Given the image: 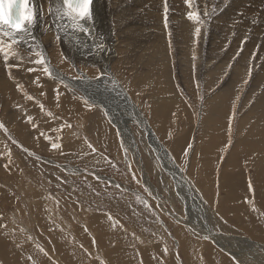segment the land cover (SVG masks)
<instances>
[{
	"label": "rangeland",
	"instance_id": "obj_1",
	"mask_svg": "<svg viewBox=\"0 0 264 264\" xmlns=\"http://www.w3.org/2000/svg\"><path fill=\"white\" fill-rule=\"evenodd\" d=\"M104 1H95L93 8V14L95 12L94 16H97L95 22L102 20V24L95 25L98 30L101 29L98 35L103 39L97 38L96 41L101 45L103 43L107 53L111 51L110 56L114 54V57L110 58L111 65L109 61L112 72L117 75L123 88L133 96L139 111L146 122H149L148 125L156 131L155 134L161 143L172 153L180 173L166 155L163 156L158 150H154L155 145L146 141L147 128H144V131L138 118L128 114L124 118L128 121L125 124L129 130L126 131L130 140L133 136L132 141L129 140L132 142L130 145H135L132 147L133 153L130 152L131 156L134 155L132 158L130 156L132 161L126 160L125 148L113 125L115 121V125H119L115 117L118 116L116 102L121 100L120 96H116L118 83L114 85L113 81L104 82L106 92H101L102 85H99V82L108 73L99 69L103 63L92 61L96 59V46L92 47V43L89 45L90 42H85L83 34L78 33L79 29L72 31L76 32L77 36L80 35L76 36L78 39H84L78 41L70 37L71 40L68 41L69 45L71 42V46L74 45L75 49L69 47L71 53L73 52L72 56H75L74 59L72 56L65 58L66 56L60 53L54 61L56 66L63 68L61 70L64 74L73 80L72 85L64 84L65 86H71L69 88L74 93L77 92L82 99H85V93L94 95L98 99L95 101L97 103L85 99L90 104L81 102L76 107L71 105L66 95L68 90L62 83L58 84L56 90L50 88L53 85L45 82L50 76L47 77L48 74L33 64L37 61H34L31 55L27 57L18 51L14 52L15 56L12 57L20 61L11 68L17 73L20 72L14 77L19 79L18 87L24 91H21L20 95L24 96L16 100L15 93L11 92V98L8 99L0 88V122H4V128H0V264H153L152 259L156 264H218L217 258L209 259L207 256L209 249L227 256L232 264H242L235 259L232 252H239L249 264H264V229L251 234L237 224H245L244 221L248 223L247 214H239V198L244 197L246 193L242 184H236L235 197L238 198H230L233 193L230 189L229 193L225 185V169L223 170V163L225 165L228 161L238 140L239 121L255 101L254 95L257 96L262 91L264 96V0H198L199 3L197 0H188L189 4L185 3L186 0L182 1L184 4L181 0H154L155 3L159 2L158 4L151 0H142L144 4L141 0H117L119 3L112 0L115 2L114 8L111 7V2L107 5L108 10L104 5L102 11ZM125 4L128 6H124ZM96 6L99 9H96ZM181 7L183 11H179V8L182 10ZM201 8L204 11L200 10ZM117 12H121V15ZM177 13H180V17ZM112 14H116L117 18L120 16L119 21L123 15L122 20L130 26L126 25L128 30L124 29L125 25L117 29L121 35H127L125 38L121 35L117 36L118 38L114 36L116 26L114 22L111 23ZM189 14L196 16L197 20H189ZM40 20L44 21L39 17ZM107 24L110 27L113 24L115 30L113 26L109 29ZM197 27L200 28V36L195 32ZM257 29L260 34L256 32ZM162 36L165 37V42L169 43V56L165 63L162 62V59H165L163 42L159 38ZM107 39L111 40V44ZM168 39L170 41H166ZM87 42L90 48L85 45ZM81 48L85 54L80 51ZM77 52H80L78 56ZM155 52L158 55H155ZM210 66L222 76L217 75L218 79H214L213 76L216 75L214 71L209 70ZM243 70L246 76L241 83H236L238 88L234 92L232 104L228 107L230 115L227 113L226 120L218 119L219 123L223 124L215 133H203V126H206L209 120L206 117V103L213 100L217 92L222 91L221 87H228L225 85L229 79L227 77L238 76L235 71ZM32 71L35 74V80L32 82L21 76L27 72L31 74ZM257 71L261 74H257ZM255 75L261 76L263 83L261 82V87L252 94L251 82ZM166 76L165 79L169 81L163 80ZM248 92L249 100H245ZM48 93H54V99L58 96V100L55 99L57 106L52 107L51 103H48ZM29 97L32 99H28ZM34 105L42 107L43 112H47L45 115L49 117L41 119L40 115L38 119L33 118L30 123L23 124L15 118L13 125L7 124L6 121L11 118L8 119L4 115L5 111L6 114H18L26 109L31 111L29 107L35 110ZM81 105L87 107L81 109ZM106 114H109L110 118L106 117ZM215 120L213 116V121ZM42 125L45 127L44 132L42 129V133H35L36 126L38 128ZM254 128L253 134L264 135L263 129L256 125ZM122 131L124 135V130ZM18 132L25 133L26 140L22 139ZM53 143L58 147L53 148ZM23 147L35 154L24 150ZM254 147L264 150L263 144L256 143ZM162 158H165V162ZM47 160L50 162H46ZM234 164L236 163L232 162L230 166L233 168ZM3 167L8 168V172H5ZM231 167H227V171L229 169L234 180L241 181L237 169ZM78 169L83 171L77 173ZM184 176L193 191H188ZM146 180L149 183H145ZM193 180L205 190L201 191ZM150 184L152 187L148 186ZM197 195H201L203 202L197 200ZM247 199L250 205H254L253 213L258 214L257 219L264 224L262 199L258 196H249ZM205 220L209 225L207 228L201 227ZM209 233L217 237L244 236L253 242L234 241V247L232 244L227 254L210 239Z\"/></svg>",
	"mask_w": 264,
	"mask_h": 264
},
{
	"label": "bare ground",
	"instance_id": "obj_2",
	"mask_svg": "<svg viewBox=\"0 0 264 264\" xmlns=\"http://www.w3.org/2000/svg\"><path fill=\"white\" fill-rule=\"evenodd\" d=\"M95 1H98V0H92V3H91V5H90V10H91V14H92V19L90 20V21H81V23L84 25V27L87 29V31H81L79 28H77V27H74L73 26V24H72V22L69 20V19H67V18H64V19H61V17H60V15H58V13L57 12H55V9H58V8H60L61 6H62V0H52V1H48V0H29V6L30 7H33V10H34V14H35V23L31 26V30L29 31V32H17L16 34H15V39L18 41V43H16V44H13L12 45V48L9 50V49H6V51H11V52H16V51H18L19 53H21L22 55H24V56H26L27 55V57H28V55H31L33 58H34V61L36 60V61H39L41 58H43L44 60H45V63L44 64H40V63H37V62H33V59H32V62H33V64H35V66H37V68H39L41 71H44V68L45 67H48L49 68V71H50V73H51V75H49L47 72H45L46 74H48L47 75V77L48 76H50V79H48L47 81H45V82H48V84H51V85H53V87H50V88H52V89H54V90H56L57 88H58V84L60 85V83H62L63 84V86H65V85H72V83H73V80L69 77V76H67V75H65L64 74V72L61 70V69H63V68H61L59 65V67L60 68H58L57 66H56V62L54 61V60H56V57H59V55H60V53H63L66 57L65 58H71V56L73 55L72 53H71V51L69 50V47L71 46V44H72V42H71V44L69 45L68 43H70V42H68L69 40H71V38L70 37H73L72 39H78L77 37H80V33L81 34H83V36L82 37H84L85 38V42L86 41H88V42H90L89 43V45L91 44V46L92 45H94V46H96V49L94 48V50L95 51H97L96 53L94 52V57L96 58V59H93L92 61L93 62H98V63H103V65H101V67H99V69L101 68V72H107L108 74L105 76L104 75V77L101 79L102 81L101 82H99L100 84L99 85H102L101 87H102V91L101 92H106L105 90H106V88L104 87V82L106 83V82H110V81H113V84L114 85H116V83H118V87L116 88L117 89V91L118 92H116L117 94H116V96H120L119 98L122 100V101H124V102H126V103H124V104H122L121 105V107H116L117 109V115L118 116H115L117 119H118V117L119 116H121L122 118H125L126 117V115L128 114V115H130L129 114V110L128 109H131L133 112H132V114L135 116V118H138V122H140L141 123V125H143L141 128H143V130L145 131V129L144 128H147V130L145 131L146 132V141H148V142H151V144L154 146L155 145V148H154V150L156 149V151L158 150L161 154H163V156L164 155H166V158L168 157V159L170 160V161H172V163L173 164H175V159H174V156L172 155V153L169 151V149L163 144V143H161V141L159 140V137H157V135L155 134L156 133V131L153 129V127L152 126H150V124L148 125V123L146 122V119H145V117H143V115H142V113L139 111V107L135 104V99L133 98V96H131V94H129L124 88H123V84L117 79V75L115 74V73H113L112 72V69L110 68V65H111V60H110V58L111 57H114L113 55L112 56H110L111 54H109V53H107L106 51V49H105V46H103V43H102V45L98 42V41H96L97 40V38H101V39H103L100 35H98V34H100L101 32H100V30L101 29H99L98 30V28H97V26L98 25H100V24H102V20H100V22H95V20L97 19L96 17V15L94 16V14H96L95 12H94V14H93V8H94V5H95ZM113 1H117V0H113ZM113 1L111 0H105L103 3H102V7H101V9H102V11L104 10V5L107 7V5H108V3H113ZM119 1H121V0H119ZM119 1H117L118 3H119ZM137 1V0H136ZM151 1H153L154 2V0H151ZM163 1V0H162ZM175 1V0H174ZM177 1V0H176ZM182 1H184V0H181V2ZM204 1V0H203ZM215 1V0H214ZM233 1V0H232ZM260 1V0H259ZM262 1V0H261ZM114 2V3H115ZM132 2H133V0H132ZM141 2L144 4V2L141 0ZM147 3H149L148 1H146ZM159 2H160V0H159ZM158 2V3H159ZM197 2H198V0H197ZM207 2H209L208 0H207ZM206 2V3H207ZM235 2H236V0H235ZM240 2V1H239ZM243 2H244V0H243ZM97 3V2H96ZM112 3H111V7L113 6V8H114V3H113V5H112ZM123 3V2H122ZM121 3V4H122ZM137 2H135V4H136ZM139 3H140V1H139ZM151 3V2H150ZM155 3V2H154ZM157 3V1H156V3L155 4H158ZM174 3V2H173ZM179 3V2H178ZM183 3V2H182ZM185 3H186V1H185ZM199 3V2H198ZM205 3V2H204ZM231 3V2H230ZM233 3V2H232ZM138 4V3H137ZM153 4V3H152ZM161 4V3H160ZM179 4H181V3H179ZM184 4V3H183ZM187 4V3H186ZM188 4H189V2H188ZM201 4V3H200ZM239 4V3H238ZM241 4V3H240ZM52 5H53V7H52ZM118 5V4H117ZM140 5H142V4H140ZM210 5V4H209ZM212 5V4H211ZM250 5V4H249ZM51 6V8H52V11H49V7ZM56 6V7H55ZM120 6H122V5H120ZM124 6H128V5H124ZM152 6V5H151ZM156 6V5H155ZM172 6V5H171ZM170 6V7H171ZM173 6H175V4L173 5ZM183 6H185V5H183ZM188 6V5H187ZM195 6H197V5H195ZM200 6H202V5H200ZM208 6V5H207ZM225 6V5H224ZM238 6V5H237ZM242 6H243V4H242ZM98 6H96V9H99V7L97 8ZM130 7V6H129ZM154 7V6H153ZM177 7H179V6H177ZM198 7V6H197ZM223 7V6H222ZM123 8V7H122ZM182 8V7H181ZM190 8V7H189ZM204 8V7H203ZM232 8V7H231ZM237 8V7H236ZM255 8V7H254ZM116 9H118L119 10V8H116ZM121 9V8H120ZM124 9V8H123ZM129 9V8H128ZM133 9V8H132ZM142 9V8H141ZM191 9V8H190ZM190 9H188V10H190ZM235 9V8H234ZM107 10H108V7H107ZM114 10V12L116 11L115 9H113ZM184 10H185V8H184ZM192 11H193V9H191ZM197 10V9H196ZM200 10H202V8L200 9ZM199 10V11H200ZM233 10V9H232ZM98 11V10H97ZM112 11V10H111ZM122 11V10H121ZM158 11V10H157ZM179 11H183V8H182V10H180V8H179ZM192 11H190V12H192ZM198 11V10H197ZM202 11H204V10H202ZM231 11V10H230ZM49 12V13H48ZM101 12V11H100ZM113 12V11H112ZM129 12V11H128ZM161 12V11H160ZM178 12V11H177ZM186 12V11H185ZM189 12V11H188ZM188 12H187V14L186 15H188ZM226 12V11H225ZM116 13V12H115ZM121 13V12H120ZM118 14V12H117V14L118 15H121V14ZM230 13V12H229ZM262 13H264V12H262ZM102 14V13H101ZM179 14V15H178ZM182 14H184L185 15V13H182ZM193 14H195V13H193ZM201 14V13H200ZM202 14H204V13H202ZM207 14V13H206ZM205 14V15H206ZM231 14H232V12H231ZM164 15H165V13H164ZM177 15L180 17V13H177ZM211 15V14H210ZM209 15V16H210ZM215 15V14H214ZM224 15V14H223ZM227 15V14H226ZM230 15V14H229ZM229 15H228V17H229ZM112 18H113V21L111 20V23L112 22H114V25L116 26V31H114V36L115 37H117V36H119V35H121V33L120 32H117V29H119V27L120 26H124L125 25V28L124 29H126V30H128V28L130 27L128 24H127V22L125 21V20H122V17H123V15H122V17H121V20L119 21V19L117 18V15L116 14H112ZM221 16V15H220ZM239 16V15H238ZM39 17L42 19H44V21H42L41 22V20L39 21ZM175 17V16H174ZM217 17V16H216ZM227 17V16H226ZM226 17H225V19H226ZM240 17V16H239ZM100 18H102V17H100ZM105 18V17H104ZM140 18V17H139ZM147 18V17H146ZM157 18V17H156ZM173 18V17H172ZM188 19H189V16L187 17ZM233 18V17H232ZM111 19V18H110ZM176 19V18H175ZM179 19V18H178ZM187 19V20H188ZM224 19V18H223ZM234 20H236V18H233ZM239 19H242V18H239ZM238 19V20H239ZM251 19V18H250ZM107 21L109 20V19H106ZM156 20V19H155ZM180 20V19H179ZM183 20V19H182ZM181 20V21H182ZM190 20V19H189ZM227 20H228V18H227ZM232 19H230V21H231ZM110 21V20H109ZM143 21V20H142ZM176 21V20H175ZM229 21V20H228ZM237 21V20H236ZM246 21V20H245ZM154 22V21H153ZM165 22V21H164ZM170 22V21H169ZM235 22V21H234ZM240 22V21H239ZM241 22H243V21H241ZM248 22H249V20H248ZM60 23H61V25H60ZM100 23V24H99ZM108 23V22H107ZM131 23V22H130ZM143 23V22H142ZM157 23H158V21H157ZM181 23V22H180ZM225 23H227V22H225ZM230 23V22H229ZM237 22H235V24H236ZM245 23V22H244ZM250 24H251V22H249ZM97 26H96V25ZM105 24V23H104ZM161 24V23H160ZM184 24V23H183ZM243 24V23H242ZM241 24V25H242ZM108 26H109V29L113 26V24H111L112 26L110 27V25L109 24H107ZM126 25H128L129 27H127ZM187 25V24H186ZM240 25V24H239ZM247 25H248V23H247ZM260 25H261V23H260ZM260 25L258 26V27H260ZM115 26H113L112 28L114 29V27ZM160 26V25H159ZM194 26V25H193ZM218 26V25H217ZM242 26H244V27H246L245 25H242ZM104 27H106V25L104 26ZM127 27V28H126ZM192 27V26H191ZM196 27V26H195ZM221 27H223V26H221ZM257 27V26H256ZM256 27H255V29H256ZM257 27V28H258ZM103 28V27H102ZM135 28V27H134ZM248 28V27H247ZM250 28H252L251 26H250ZM254 28V27H253ZM72 29L73 30H77V29H79L77 32L79 33L78 35L79 36H77V33L76 32H74V31H72ZM114 29V30H115ZM121 29H122V27H121ZM157 29V28H156ZM155 29V30H156ZM167 29V28H166ZM223 29V28H222ZM226 29V28H225ZM229 29V28H228ZM227 29V30H228ZM240 29V28H239ZM249 29V28H248ZM260 29V28H259ZM112 30V29H111ZM123 30V29H122ZM125 30V31H126ZM133 30V29H132ZM168 30V29H167ZM219 30V29H218ZM261 30V29H260ZM260 30H258L257 29V31L256 32H260ZM70 31V32H69ZM98 31H99V33H98ZM105 31H107V30H105ZM139 31V30H138ZM137 31V32H138ZM202 31V30H201ZM217 31V30H216ZM224 31L225 30H223V32L222 33H224ZM229 31H231V29L229 30ZM238 31V30H237ZM251 31V30H250ZM108 32H110L109 30H108ZM121 32H124V31H121ZM130 32V31H129ZM144 32V31H143ZM149 32V31H148ZM162 32V31H161ZM191 32H192V30H191ZM228 31H226L225 33H227ZM233 32V31H232ZM241 32H242V30H241ZM258 32V33H259ZM105 33V32H104ZM112 33V32H111ZM153 33V32H152ZM157 33V32H156ZM217 33V32H216ZM231 33V32H230ZM251 33H252V31H251ZM126 34H129L128 32H126ZM228 34V33H227ZM234 34V33H233ZM256 34V33H255ZM260 34V33H259ZM262 34V33H261ZM102 35V34H101ZM147 35H149V34H147ZM167 35V34H166ZM193 35V34H192ZM211 35V34H210ZM231 35H232V33H231ZM77 36V37H76ZM113 36V35H112ZM121 36H127V35H125V33L123 34V35H121ZM168 36V35H167ZM200 36V35H199ZM263 36V35H262ZM79 38L78 39V41L81 39H84V38ZM107 37V36H106ZM109 37V36H108ZM107 37V38H108ZM151 37V36H150ZM152 37H153V35H152ZM118 38V37H117ZM116 38V39H117ZM125 38V37H124ZM160 39H161V41L163 42L162 43V45H163V47H164V54H163V56H164V58L165 59H162V62L163 63H165V62H167V57L169 56V48H168V42H165V37L164 36H162V37H159ZM199 38V37H198ZM201 38V37H200ZM222 38V37H221ZM255 38H256V36H255ZM74 39V40H75ZM123 39V38H122ZM230 39V38H229ZM232 39V38H231ZM0 40H4L6 43H10L11 42V38H9V37H7V36H4L3 35V33L2 32H0ZM99 40V39H98ZM109 40V41H108ZM155 40V39H154ZM204 40V39H203ZM103 41V40H102ZM104 41H105V39H104ZM107 41L111 44V40L110 39H107ZM114 41H115V39H114ZM122 41V40H121ZM128 41V40H127ZM157 41V40H156ZM166 41H170L169 39L168 40H166ZM82 42V41H81ZM85 42H83L82 44L84 45V43ZM88 42H87V44H85V45H88ZM101 42V41H100ZM106 42V41H105ZM104 42V43H105ZM116 42H119V41H116ZM145 42V41H144ZM151 42V41H150ZM203 42V41H202ZM212 42V41H211ZM107 43V42H106ZM113 43V42H112ZM148 43V42H147ZM178 43V42H177ZM187 43V42H186ZM226 43V42H225ZM81 44V45H82ZM146 44V43H145ZM229 44V43H228ZM251 44V43H250ZM89 45L87 46L88 48H90L89 47ZM108 45V44H107ZM113 45V44H112ZM186 45V44H185ZM78 46H80V45H78ZM78 46H76V48H78ZM111 46V45H110ZM155 47L157 46V45H154ZM187 46V45H186ZM207 46V45H206ZM225 46V45H224ZM231 46V45H230ZM229 46V47H230ZM71 47H73L74 48V45L73 46H71ZM93 47V46H92ZM142 47V46H141ZM154 47V48H155ZM158 47V46H157ZM73 48H71V49H73ZM86 48V47H85ZM87 48V49H88ZM110 48V47H109ZM118 48H120V46L119 47H117V50H119ZM132 48V47H131ZM143 48V47H142ZM146 48V47H145ZM189 48V47H188ZM75 49V48H74ZM86 49V50H87ZM92 49V48H91ZM90 49V50H91ZM110 49H112V48H110ZM157 49V48H156ZM159 49V48H158ZM163 49V48H162ZM78 50V49H77ZM76 50V51H77ZM82 50V48L80 49V51ZM85 50V49H84ZM109 50V49H108ZM113 50H114V48H113ZM153 50V49H152ZM202 50V49H201ZM209 50V49H208ZM73 51V50H72ZM75 51V50H74ZM155 50H153V52H154ZM216 51V50H215ZM85 52V51H84ZM87 52H88V50H87ZM91 52V51H90ZM114 52V51H113ZM152 52V51H151ZM153 52H152V54H153ZM201 52V51H200ZM250 52H251V50H250ZM37 53H39V55L37 54ZM76 53V52H75ZM80 52H77V56H78V54H79ZM82 53H83V50H82ZM93 53V52H92ZM115 53V52H114ZM119 53V52H118ZM144 53H146V52H144ZM143 53V54H144ZM159 53H161V52H159ZM208 53V52H207ZM210 53V52H209ZM238 53V52H237ZM83 54H85V53H83ZM108 54H109V56H108ZM121 54H122V52H121ZM140 54H142V53H140ZM149 54V53H148ZM157 53L155 52V55H156ZM228 54V53H227ZM63 55V56H64ZM75 55V54H74ZM82 54H80V56H81ZM115 55H116V53H115ZM120 55V54H119ZM118 55V56H119ZM158 55V54H157ZM83 56V55H82ZM81 56V57H82ZM87 56H88V54H87ZM117 56V55H116ZM160 56V55H159ZM189 56V55H188ZM207 56V55H206ZM259 56V55H258ZM14 57V56H13ZM12 56H10V58H9V60L7 61V62H5L4 61V59H3V54H0V88H2L3 90H4V94H6V96H7V98L9 99V98H11V92L12 93H15L14 94V99H16V100H18V99H21L23 96H21L20 95V93H21V91H23L22 89H21V87L19 88L18 87V84H19V79H17V78H15L14 76L15 75H17L18 73H20V72H18L17 73V71H15L13 68H9V66H16L17 64H18V61H20L19 59H18V61H16V59L15 58H13ZM73 57H75V56H72V59H74ZM142 57H143V55H142ZM145 57V56H144ZM147 57V56H146ZM150 57V56H149ZM153 57V56H152ZM172 57V56H171ZM192 57V56H191ZM181 58H183V57H181ZM202 58V57H201ZM253 58V57H252ZM78 59V58H77ZM152 59H155V58H152ZM159 59H161V58H159ZM169 59V58H168ZM249 59V58H248ZM83 60V59H82ZM209 60V59H208ZM207 60V61H208ZM251 60V59H250ZM23 61V60H22ZM29 61V60H28ZM31 61V60H30ZM29 61V62H30ZM109 61H110V65H109ZM112 61H114L113 60V58H112ZM142 61H144V60H142ZM159 61V60H158ZM212 61V60H211ZM1 62H3V63H1ZM31 62V63H32ZM85 62V61H84ZM151 61L149 60V63H150ZM156 62H157V58H156ZM160 62V61H159ZM180 62H181V60H180ZM208 62H210V61H208ZM155 63V62H154ZM188 63V62H187ZM239 63H240V61H239ZM250 63V62H249ZM151 64V63H150ZM153 64V63H152ZM252 64V63H251ZM258 64V63H257ZM264 64V63H263ZM262 64V65H263ZM6 65H7V67H6ZM98 65H100V64H98ZM173 65V64H172ZM175 65V64H174ZM198 65V64H197ZM202 65V64H201ZM256 65V64H255ZM254 65V66H255ZM150 66H152V65H150ZM182 66V65H181ZM186 66H188V65H186ZM199 66V65H198ZM203 66V65H202ZM201 66V67H202ZM246 66H247V64H246ZM261 66V65H260ZM95 67V66H94ZM157 67V66H156ZM180 67V66H179ZM185 67V66H184ZM200 67V66H199ZM199 67H197V68H199ZM206 67V66H205ZM214 67V66H213ZM230 67V66H229ZM89 68V67H88ZM149 68H151V67H149ZM155 68V67H154ZM191 68V67H190ZM190 68H189V70H190ZM202 68H204V67H202ZM263 68H264V65H263ZM86 70H87V68H85ZM93 69V68H92ZM164 69H165V67H164ZM180 69H181V67H180ZM195 69V68H194ZM200 69V68H199ZM198 69V70H199ZM207 69V67L204 69V70H206ZM216 69V68H215ZM220 69V68H219ZM225 69V68H224ZM25 70V69H24ZM77 70V69H76ZM84 70V69H83ZM197 70V69H196ZM209 70L210 71H214L213 70V68H212V66H210V68H209ZM242 70V69H241ZM261 70H263L262 68H261ZM90 71V70H89ZM172 71V70H171ZM221 71H222V69H221ZM260 71V70H259ZM86 72V71H85ZM156 72V71H155ZM168 72V71H167ZM182 72V71H181ZM236 72V74L239 76H234V75H231L230 77H227V78H229L227 81H226V83H225V85L226 86H228L227 88H225V86H224V88L223 87H221V89L220 90H222V91H219V92H217V95H216V97L213 99V100H211L210 102H207L206 103V109H207V112H206V117L209 119V120H207V125L206 126H203V133H208L209 135L211 134V133H215L216 132V130H218L219 129V127L220 126H222V124L221 123H219V121H218V119L220 118L221 120H226V117H228L227 116V113H228V115H230L229 114V109H228V107L232 104V99L234 98V92L236 91V88H238V86H236V83H241L242 81H243V78L246 76V73L244 72V70L243 71H235ZM264 72V71H263ZM21 73H22V71H21ZM29 72H27V73H25V74H23V75H21L23 78L25 77V78H27V81H29V82H32V81H34L35 79V74L33 73V71H32V73L30 74H28ZM160 73V72H159ZM159 73H158V75H159ZM207 73H209V72H207ZM258 73H260L261 74V72H258L257 71V74ZM44 74V73H43ZM167 74V73H166ZM165 74V75H166ZM87 75V74H86ZM171 75V74H170ZM169 75V76H170ZM208 75V74H207ZM214 75H216V76H213V78L215 79H218V77H217V75L219 76V77H221L222 76V74H221V76L219 75V73H218V70H217V72L216 71H214ZM228 75V74H227ZM88 76V75H87ZM159 76H161V75H159ZM261 76H263V73H262V75ZM261 76H259V75H255V76H253V79L257 82H255L254 80H252V84H251V92H252V94H253V92L255 91H257L260 87H261V82L264 80H262V77ZM17 77V76H16ZM83 77V76H82ZM89 77V76H88ZM162 77V76H161ZM208 77V76H207ZM165 78H167V76L166 77H164L163 78V80L165 79ZM205 78V77H204ZM209 78V77H208ZM208 78H207V80H208ZM264 78V77H263ZM21 79V78H20ZM206 79V78H205ZM23 80V79H22ZM165 80H167V79H165ZM170 80H172V79H170ZM211 80H212V78H211ZM210 80V81H211ZM24 81H25V79H24ZM23 81V82H24ZM81 81V80H80ZM167 81H169V80H167ZM173 81V80H172ZM171 81V82H172ZM206 81V80H205ZM212 81H214V80H212ZM186 82V81H185ZM264 82V81H263ZM262 82V83H263ZM25 83H26V81H25ZM53 83V84H52ZM174 82H172V84H173ZM57 84V85H56ZM65 84V85H64ZM93 84V83H92ZM91 84V85H92ZM120 84H121V86H120ZM56 85V86H55ZM86 85V84H85ZM171 85V83H169V86ZM210 85H211V83H210ZM243 85H244V83H243ZM242 85V86H243ZM263 85V84H262ZM20 86V85H19ZM93 86V85H92ZM94 86H96V84L94 85ZM234 86H235V88H234ZM62 87V86H61ZM69 87H71V86H69ZM69 87H67V86H65V88H66V90H68L67 91V98L70 100V104L71 105H73V106H77V104H80L81 102L82 103H85V101H87V100H89L90 102H95V101H97L98 99H96L95 98V96L94 95H91V94H84L85 95V99H87V100H85V99H82V98H80L79 96H78V94H77V92H73ZM173 87V86H172ZM56 88V89H55ZM64 88V87H63ZM86 88H88V87H86ZM99 88V87H98ZM97 88V89H98ZM114 88V87H113ZM170 88V87H169ZM234 88V91H232V89ZM258 88V89H257ZM74 89V88H73ZM110 89V88H109ZM150 89V88H149ZM75 90V89H74ZM91 90V89H90ZM92 90H94V89H92ZM112 90V89H111ZM49 91V90H48ZM52 91V90H51ZM59 91V90H58ZM79 91V90H78ZM89 91V90H88ZM95 91V90H94ZM126 93H125V92ZM7 92H8V95H7ZM50 92V91H49ZM96 92V91H95ZM111 93H112V91H110ZM250 92V93H251ZM259 92V91H258ZM23 93H24V91H23ZM55 93V95H57L56 94V92H54ZM54 93L52 94V95H50V93H48V96H47V98L49 99L48 100V103L50 104L51 103V106L52 107H54V106H57L58 104H56L57 102L55 101V99L56 100H58V96H56L55 97V99H54ZM99 93V92H98ZM111 93H110V95H111ZM260 93V92H259ZM248 95H245L246 97H245V100H249V92L247 93ZM258 94V93H257ZM105 95V94H104ZM156 95V94H155ZM27 96V95H26ZM112 97V96H111ZM155 97V96H154ZM254 97L256 98L255 99V101L253 102V104L252 105H250L251 107L249 108V110L247 111V113L245 114V116H243V118H241V120L239 121V134H238V140L236 141V143H235V147L233 148V150L231 151V156L229 157V159H228V161L226 162V164L224 165V163H223V170H224V179H226L224 182H225V185L228 187V191H229V189H230V191L233 193V196H229L230 198H236L235 196H237V188H235L234 187V185H236V184H238L237 186H240L241 184H242V186L244 187V191H245V193H246V195L244 196V197H242V198H239V200H240V202H241V207L239 208V214H240V212H245L246 214H247V218H248V223L246 222V221H244V220H240V221H244L245 222V224H240V223H237L238 225H240L241 227L240 228H245L244 230H247V231H249L251 234H255V232H259V231H262V229H264V224L261 222V220H259V219H257V213L255 212V213H253V208H254V205H250L249 204V201H248V197L249 196H258L259 198H261L262 200H261V203H262V206H261V208L264 210V150L263 149H259V148H256V147H254L255 146V144L257 143V144H263L264 145V135H261L260 133H255V134H253V132H254V125H256V127H259L260 129H263L264 130V96H263V93H262V91H261V93L259 94V95H257V96H255L254 95ZM253 97V98H254ZM25 100H26V98H24ZM29 99V98H28ZM101 99V98H100ZM23 100V99H22ZM110 100H112V98H110ZM159 100H161V99H159ZM169 100V99H168ZM251 100V99H250ZM24 101V100H23ZM23 101H21L22 103H23ZM88 102V101H87ZM159 102V101H158ZM26 103V102H25ZM53 103H55V105L53 104ZM95 103H97V102H95ZM99 103V102H98ZM102 103V102H101ZM101 103H99V104H101ZM108 103V102H107ZM243 103H244V101H243ZM242 103V104H243ZM87 104H90V103H87ZM104 104V103H103ZM37 105V104H36ZM62 105V104H61ZM60 105V106H61ZM114 105V104H113ZM261 105H263V106H261ZM35 106V105H34ZM39 106V105H38ZM38 106H35L36 107V109L35 110H33L31 107H29L30 109H31V111H29V110H23L21 113H18V114H15V113H13V114H15V116L13 115V114H6L5 112H4V115L6 116V117H8V119L9 118H11L10 120H8V121H6L7 122V124L9 125V124H11V125H13V121H16L15 120V118H17L19 121H20V124H23V123H27V122H31V121H33V118H35V119H38V116H40L39 118H41V119H46L45 117L47 116V115H45L47 112L45 111V113L43 112V110L41 109V108H39ZM105 106V105H104ZM104 106H103V108H104ZM243 106H246V105H243ZM81 107V109H83V108H86L87 106L86 105H81L80 106ZM79 106H78V108H80ZM241 107H242V105H241ZM249 107V106H248ZM247 107V108H248ZM26 108V107H25ZM56 108V107H55ZM243 108V107H242ZM14 109V108H13ZM13 109H10L11 111H13ZM108 109V108H107ZM111 109V108H110ZM21 110V109H20ZM102 110V109H101ZM113 111H114V109H112ZM221 110V111H220ZM17 111V110H16ZM53 111V110H52ZM104 111V110H103ZM111 111V110H110ZM205 111V110H204ZM7 112H8V110H7ZM106 113V112H105ZM108 113V112H107ZM261 113H263V114H261ZM111 114V113H110ZM33 116H35V117H33ZM106 117H109L110 118V115L108 114H106L105 115ZM213 116H214V118L216 119L215 121H213ZM263 116V117H262ZM47 117H49V115L47 116ZM52 117V116H51ZM50 117V118H51ZM260 117H262V118H260ZM57 118V117H56ZM115 118V119H116ZM114 119V120H115ZM129 119V118H128ZM48 120V119H47ZM41 122V121H40ZM116 122L117 121H115V124H116ZM4 123V122H3ZM17 123V122H16ZM15 123V124H16ZM54 123V122H53ZM119 123V125H120V122H118ZM133 123V122H132ZM33 124V123H32ZM39 124V123H38ZM49 124V123H48ZM115 124H113L114 125V127L116 128V130L118 131V134H117V136H118V138H119V140H120V138H121V143L123 144V147L125 148V156H126V160L127 161H129V160H131L130 159V152H132L133 153V151H132V147H134V145H130V143H132V142H129V138H128V134H127V131H126V129H128V125H126L125 123H123V122H121V124L122 125H120V130H119V128H118V126L119 125H115ZM139 124V123H138ZM6 125V124H5ZM18 124H16V126H17ZM40 126V125H39ZM38 126V128H37V126H36V129H34L36 132L35 133H42V129H43V132H44V130H45V127L42 125L41 127H39ZM19 127V126H18ZM33 127V126H32ZM226 127V126H225ZM14 128V127H13ZM17 128V127H16ZM230 128V127H229ZM227 129V128H226ZM12 130V129H11ZM46 130H47V128H46ZM122 130H124V135H123V131ZM129 130V129H128ZM228 130V129H227ZM15 131V130H14ZM31 131H33V129L31 128ZM122 131V132H121ZM151 131V132H150ZM52 132V131H51ZM19 133V132H18ZM263 133H264V131H263ZM50 134V133H49ZM52 134V133H51ZM11 135V134H10ZM38 135V134H37ZM41 135V134H40ZM132 135V134H131ZM229 135V134H228ZM231 135V134H230ZM17 136V135H16ZM19 136L20 137H22V139H24V140H26V134L24 133V134H22V133H19ZM45 136H46V134H45ZM54 136V135H53ZM253 136H255V137H253ZM32 138V137H31ZM47 138V137H46ZM54 139V138H53ZM132 139H133V136L131 137V140L130 141H132ZM256 140H259V141H256ZM128 141V142H127ZM147 142V143H148ZM32 143V142H31ZM155 143V144H154ZM2 144V143H1ZM27 145V144H26ZM33 145V144H32ZM31 144H30V146H32ZM29 146V147H30ZM222 146V145H221ZM163 147H164V149H163ZM224 148H225V146H224ZM226 148H227V146H226ZM23 149L24 150H26V151H28V152H30V153H33V154H35V152H33V151H31L30 149H27L26 147H23ZM63 149V148H62ZM135 149V148H134ZM163 149V150H162ZM223 150V149H222ZM59 151V150H58ZM136 152H137V150H135ZM167 151V152H166ZM218 151V150H217ZM169 152V153H168ZM160 155V154H159ZM214 155H215V153H214ZM230 155V154H229ZM132 156H134L133 154H132ZM132 156H131V158H132ZM228 156V155H227ZM159 157H161V156H159ZM218 157H219V155H218ZM19 158V157H18ZM137 157L135 156V159H136ZM138 158L140 159V157L138 156ZM226 158V157H225ZM7 159V158H6ZM21 159V158H20ZM134 159V158H133ZM167 159V160H168ZM46 159H44V161H45ZM162 160H164V162H165V158L163 159L162 158ZM166 160V161H167ZM168 160V161H169ZM220 160V159H219ZM226 160V159H225ZM132 161V160H131ZM136 161V160H135ZM135 161H134V163H135ZM168 161H167V163H168ZM46 162H50L49 160H47ZM137 162H138V160H137ZM163 162V163H164ZM232 162H234V163H236V164H234V167L232 168L230 165H231V163ZM141 163V162H140ZM167 163H164L165 165H167ZM171 163V162H170ZM4 164V163H3ZM128 164H130V162L128 163ZM133 164V163H132ZM143 164V163H142ZM161 164V163H160ZM169 164V163H168ZM51 165H52V163H51ZM67 165V164H66ZM137 165V164H136ZM140 165V164H139ZM164 166V165H163ZM170 166V165H169ZM168 166V167H169ZM175 166H176V169L178 170V172L180 173V169H178V167H177V164H175ZM219 166V165H218ZM217 166V167H218ZM171 167V166H170ZM221 167V166H220ZM227 167L229 168V167H231L232 169H237V171L236 172H239V175H241V181H236V180H234L233 179V176H232V173L230 174V171H229V169H228V171H227ZM62 168V167H61ZM75 168V167H74ZM162 168V167H161ZM171 168H173V167H171ZM3 170H5V172L7 171L8 172V168H6V167H3ZM250 170H252V171H250ZM83 170H80V169H78V171H77V173L79 172H82ZM139 171H141V170H139ZM175 171V170H174ZM142 172V171H141ZM71 173V172H70ZM225 173H227V174H225ZM147 174V173H146ZM101 177V176H100ZM103 177V176H102ZM185 177V176H184ZM187 180V178L185 177V181ZM193 182H194V184H196L197 186H198V184L196 183V180H193ZM145 183H149L147 180H146V182ZM186 183H187V181H186ZM188 184V183H187ZM184 185V184H183ZM247 185H249V187L247 186ZM148 186H150V187H152L151 186V184L150 185H148ZM192 186V185H191ZM248 187V189H247V187ZM154 187V186H153ZM183 187V186H182ZM187 187H188V191L189 192H191V191H193L192 189H191V187H189V184L187 185ZM198 187H200V185L198 186ZM204 189V188H203ZM201 187H200V190L201 191H204ZM153 190V189H152ZM186 190V189H185ZM230 191H229V193H230ZM195 192V191H194ZM228 193V194H229ZM4 194H6V192H4ZM205 194V193H204ZM206 195V194H205ZM207 196V195H206ZM195 197V196H194ZM205 198V197H204ZM238 198V197H237ZM236 198V199H237ZM188 200H189V198H188ZM197 200L198 201H200V202H203V200H202V198H201V195H197ZM189 202H190V200H189ZM204 205H205V203H204ZM260 209V208H259ZM258 210V209H257ZM262 210V211H263ZM201 212H202V210H201ZM171 213V212H170ZM204 213V212H203ZM179 215V214H178ZM208 215V214H207ZM206 215V216H207ZM229 215V214H228ZM50 216V215H49ZM204 216H205V214H204ZM243 216V215H242ZM181 217V216H180ZM203 217V216H202ZM225 218V217H224ZM231 222V221H230ZM237 222V221H236ZM208 222L205 220V224L203 225V226H201V227H209V225L207 224ZM202 224H203V221H202ZM201 224V225H202ZM211 225V224H210ZM92 229V228H91ZM198 229V228H197ZM242 230V229H241ZM92 231V230H91ZM206 231V230H205ZM220 231V230H219ZM213 231H211V233H212ZM199 233V232H198ZM187 234V233H186ZM77 235V234H76ZM209 235H210V239H212V241L219 247V249H221V250H223L224 251V253L226 252L227 254L230 252V250H231V248H232V244L234 243V241H245V242H247V243H252L253 241H250L249 240V238H247V237H244V236H239V235H233V237H230V236H226V237H217V236H215L214 234H210L209 233ZM78 236H79V234H78ZM189 236V235H188ZM221 236V235H220ZM223 236V235H222ZM227 238H231L230 240L229 239H227ZM102 239H104V238H102ZM94 240V239H93ZM84 241V240H83ZM211 241V242H212ZM88 244V243H87ZM95 245V244H94ZM161 246V245H160ZM179 246H180V244H179ZM196 246H198V245H196ZM233 247H234V244H233ZM217 248V247H216ZM238 248V247H237ZM235 249H236V247H235ZM234 249V250H235ZM100 251V250H99ZM98 251V252H99ZM222 251V252H223ZM90 253H92V252H90ZM99 254H101V253H99ZM120 254V253H119ZM95 255V254H94ZM232 255H234V257H235V259H237L238 260V262H241L242 264H249L247 261H245L243 258H242V256H241V254L239 253V252H232ZM102 256V255H101ZM207 256L209 257V259H210V257L211 258H217L218 259V264H232V263H229V258L227 257V256H225V255H223V254H221L220 252H218V251H216V250H213V249H209L208 250V252H207ZM97 257V256H96ZM104 259V258H103ZM104 261V260H103ZM152 261V263L153 264H156V262L154 261V259H152L151 260ZM154 261V262H153ZM125 262V261H124ZM167 262V261H166ZM126 264V263H125ZM233 264H235L234 262H233Z\"/></svg>",
	"mask_w": 264,
	"mask_h": 264
},
{
	"label": "snow or ice",
	"instance_id": "obj_3",
	"mask_svg": "<svg viewBox=\"0 0 264 264\" xmlns=\"http://www.w3.org/2000/svg\"><path fill=\"white\" fill-rule=\"evenodd\" d=\"M188 2V0H186ZM92 0H62V6L57 9L58 15L61 19H69L74 27L79 28L81 31H87L81 21H90L92 19V14L90 10V5ZM11 4L12 7L9 9V19L5 21L2 16H0V32L4 36L11 38L10 43H6L4 40H0V54H3V59L7 62L10 56H15L14 52L6 51V49H11L13 44L18 43L14 38L17 32H29L31 26L35 23V14L33 7L29 6V0H0V11H2L3 6ZM49 11H52L51 6ZM189 19L197 20V17L189 14ZM197 35L200 33V28L195 29ZM39 55V53H37ZM37 63L44 64L45 60L41 58ZM11 68V66H9ZM44 71L51 75L49 68L45 67ZM32 99V97H29ZM87 101L85 104L87 105ZM0 128H4L2 122H0ZM5 131L7 129H4ZM53 148H57L58 145L53 143Z\"/></svg>",
	"mask_w": 264,
	"mask_h": 264
},
{
	"label": "clouds",
	"instance_id": "obj_4",
	"mask_svg": "<svg viewBox=\"0 0 264 264\" xmlns=\"http://www.w3.org/2000/svg\"><path fill=\"white\" fill-rule=\"evenodd\" d=\"M12 7L11 4L3 6L2 11H0V16L3 17L5 21L9 19V9Z\"/></svg>",
	"mask_w": 264,
	"mask_h": 264
},
{
	"label": "water",
	"instance_id": "obj_5",
	"mask_svg": "<svg viewBox=\"0 0 264 264\" xmlns=\"http://www.w3.org/2000/svg\"><path fill=\"white\" fill-rule=\"evenodd\" d=\"M124 92H125V91H124ZM125 93H126V92H125ZM116 103H117V106H116V107H121L120 105H121V104H124V103H126V102L120 100V101H117ZM128 110H129V114L132 115V116H134V115L132 114L133 111H132L131 109H128ZM118 121L120 122V124H121V122H123V123H127V122H128L127 120H125V119L122 118L121 116L118 117ZM121 125H122V124H121ZM154 144H155V143H154ZM163 149H164V147H163ZM163 149H162V150H163Z\"/></svg>",
	"mask_w": 264,
	"mask_h": 264
}]
</instances>
